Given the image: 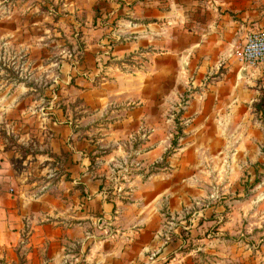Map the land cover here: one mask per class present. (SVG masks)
Wrapping results in <instances>:
<instances>
[{
	"label": "rangeland",
	"instance_id": "rangeland-1",
	"mask_svg": "<svg viewBox=\"0 0 264 264\" xmlns=\"http://www.w3.org/2000/svg\"><path fill=\"white\" fill-rule=\"evenodd\" d=\"M127 1L0 0V226L7 209L23 213L32 208L26 201L30 195L49 190V200L59 195L69 202L80 196L83 186L70 182L72 166L80 157L76 151L88 152L89 167L96 166V172L117 146L115 134L110 139L102 134L122 111L112 112L115 105L96 110L101 105L94 101L108 94L104 87L98 90L109 76L105 66L116 63L106 56L125 43L115 36L122 17L128 19L123 11ZM169 64L177 70L173 61ZM172 72L157 75L155 91L160 100L172 89L173 99L154 107V113L172 115V121L151 118L144 128L157 127L153 139L169 136L170 146L157 165L170 160L184 164L172 171L168 191L175 200L165 198L159 209L165 217L160 233L165 244L160 251L142 254L143 262L264 264L262 80L256 81L259 92L251 102L211 105L213 90L203 88L192 105L189 101L195 97L189 87L172 88L177 74ZM148 95L147 88L141 92L142 98ZM194 111L202 119L186 121V114ZM195 124L197 131L190 129ZM130 126L137 129L138 122ZM72 131L78 135L71 137ZM144 139L138 136L135 143ZM179 147L183 150H175ZM116 161L109 169L108 199L135 192L141 184H123L127 177L122 171L129 173L135 164L128 160L120 166ZM2 228L0 255L5 264H30L27 233L9 246L7 229Z\"/></svg>",
	"mask_w": 264,
	"mask_h": 264
},
{
	"label": "crops",
	"instance_id": "crops-1",
	"mask_svg": "<svg viewBox=\"0 0 264 264\" xmlns=\"http://www.w3.org/2000/svg\"><path fill=\"white\" fill-rule=\"evenodd\" d=\"M124 8L128 19L122 17L115 37L125 43L106 56L116 60L105 66L109 76L98 88H106L108 94L94 101L101 105L96 110L115 105L117 109L112 112L122 111L124 116L118 114L109 121L112 128L102 134L107 139L115 134L119 138L114 143L117 146L104 156L105 163L96 172V166L89 167L92 162L88 152L76 151L80 157L74 161L70 182L83 186L84 192L70 196L74 201L59 195H52L51 201L47 190L26 197L32 205L26 212L7 209L1 222L0 238L5 227L9 246L16 245L27 233L30 264H144L142 254L150 249L161 250L165 244L160 239L165 217L159 209L165 198L175 200L174 193L168 191L172 171L184 163L170 160L157 165L170 146L169 136L153 139L157 127L144 128V121H172V115L169 118L154 113L158 103L168 105L173 99L169 96L172 89L160 100L155 91L157 75L173 71L170 61L177 69L172 72H177L172 88L189 87L195 97L189 101L192 105L202 97L199 93L203 88L208 93L213 90L212 97L208 95L211 105L235 106L256 99L259 78L264 85V69L245 66L241 60L247 34L264 27V0H128ZM146 88L148 98H142ZM185 117L189 122L202 119L197 111ZM130 122H138V128H131ZM114 125L119 127L113 129ZM196 125L190 129L197 131ZM68 133L66 139L71 135ZM77 135L72 131L71 137ZM138 136L145 139L136 144ZM131 139L135 140L128 145ZM113 159L120 166L128 160L135 164L129 167V173L122 171L127 177L123 184L143 182L145 187L140 184L135 192L125 191L108 199L105 190L110 182L109 169L115 165ZM145 167L147 171H143Z\"/></svg>",
	"mask_w": 264,
	"mask_h": 264
},
{
	"label": "built area",
	"instance_id": "built-area-1",
	"mask_svg": "<svg viewBox=\"0 0 264 264\" xmlns=\"http://www.w3.org/2000/svg\"><path fill=\"white\" fill-rule=\"evenodd\" d=\"M241 60L245 66L264 69V27L247 34Z\"/></svg>",
	"mask_w": 264,
	"mask_h": 264
},
{
	"label": "trees",
	"instance_id": "trees-1",
	"mask_svg": "<svg viewBox=\"0 0 264 264\" xmlns=\"http://www.w3.org/2000/svg\"><path fill=\"white\" fill-rule=\"evenodd\" d=\"M0 263L5 264V263H6V262H5V258H2V257L0 256Z\"/></svg>",
	"mask_w": 264,
	"mask_h": 264
}]
</instances>
